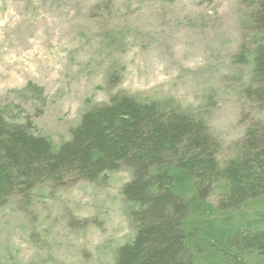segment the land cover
Wrapping results in <instances>:
<instances>
[{"label":"rangeland","instance_id":"rangeland-1","mask_svg":"<svg viewBox=\"0 0 264 264\" xmlns=\"http://www.w3.org/2000/svg\"><path fill=\"white\" fill-rule=\"evenodd\" d=\"M253 4L0 0V113L57 148L91 105L114 94L165 101L203 120L224 160L248 127L264 129V92L244 91L260 38ZM131 177L117 168L0 206V264H115L135 235L121 195ZM243 216L238 229L264 232L263 205Z\"/></svg>","mask_w":264,"mask_h":264},{"label":"trees","instance_id":"trees-1","mask_svg":"<svg viewBox=\"0 0 264 264\" xmlns=\"http://www.w3.org/2000/svg\"><path fill=\"white\" fill-rule=\"evenodd\" d=\"M252 2L250 21L260 38L248 97L264 92V0ZM80 120L54 148L29 124L0 113V206L28 200L39 186L94 182L105 171L129 168L121 195L131 205L135 235L119 246L115 264H243L245 258L264 264V232L238 229L246 225L245 211L264 206L262 127H248L221 160L205 122L165 101L118 93Z\"/></svg>","mask_w":264,"mask_h":264}]
</instances>
